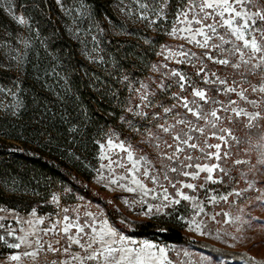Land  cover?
Here are the masks:
<instances>
[{"label": "snow or ice", "instance_id": "obj_1", "mask_svg": "<svg viewBox=\"0 0 264 264\" xmlns=\"http://www.w3.org/2000/svg\"><path fill=\"white\" fill-rule=\"evenodd\" d=\"M55 2L67 15L72 16L73 22L77 24L68 31L84 45L85 57L98 62L93 54L98 52L95 45L100 41L98 35L92 34V29H95L97 24H92L88 31L81 33L75 9L65 7L63 0ZM129 2L135 7L128 8L124 0H117V8L127 19L184 43L176 46L164 44L160 47L156 54L168 63L150 65L152 71L158 73L159 79L145 83L135 77H124L128 82L126 90L130 95L122 102V109L129 113V116L122 117V120L128 126V131L135 135L124 140L115 133L108 137L107 146L115 152L116 158L101 156V159L108 160V170L112 174L106 176L100 172L96 177L97 182L103 184L107 181L104 187L110 191L119 188L134 195L142 193L146 197L155 191L143 182L149 181L160 189L152 199H160L161 203L157 206L148 204L143 212L146 216H153L171 215L162 209L179 205L182 200L191 202L198 199L182 189H190L193 193L205 189L207 192L208 184L224 186L238 184L240 179H244V189L229 187L224 194L218 193L208 199L218 204L221 201L228 203L230 197H236L240 203H244L253 199L245 193L255 190L257 194L254 199L257 206L264 209V179H260L264 177V0ZM4 3L5 0H0V5ZM7 4V11L13 21L20 26H28L29 22L24 16L15 14L12 0H7ZM80 7L79 15H83V4ZM4 11L5 9L0 7V13ZM119 27L123 29L124 26ZM27 30L32 29L27 27ZM103 31L104 29L100 28V32ZM126 34L137 35L131 31ZM81 36L88 39H81ZM89 40L93 43L91 48L88 47ZM143 40L152 47L158 43L147 36H144ZM40 46L45 48L43 52L37 50L30 38H0V70L16 73L8 78L12 87L5 86L4 78L0 76V117H20L22 112L27 110L25 89L22 87L25 80L32 79L33 83L50 92H55L56 88L49 84L48 78L57 84L67 83V78L62 75L65 69L57 71L56 65L59 61L56 57H49L46 41H40ZM193 48L198 51H193ZM100 59L102 60V57ZM169 63H175L178 67H169ZM133 81L136 86L129 87ZM66 92L65 89L64 94ZM5 99L8 100L7 104L4 103ZM35 102L33 98V103ZM137 137L139 143L134 145L132 140ZM213 139L217 143L209 142ZM139 144L152 148L156 153L155 158L150 159L145 148H140ZM104 147V144L100 145L101 149ZM240 151L245 152V155L254 153V162L251 159H233ZM112 165L121 169L122 174L117 173ZM241 165L253 173L251 179L239 167ZM104 167L105 165H101V169ZM234 171L241 173L239 178L233 175ZM202 173L205 175L201 176ZM181 177L202 182L186 183ZM166 184L176 191L169 194ZM52 200L57 204L60 202L55 195ZM136 202L142 203L139 200ZM124 203L131 206L126 199ZM193 209L195 215H207L199 204L193 205ZM68 211V208L63 209L65 213ZM31 215L36 216L35 210ZM223 216L228 217L229 213L225 212ZM2 219L4 218L0 217V220ZM176 219L183 222L189 231L205 234L201 222L195 219L185 221L182 216H177ZM211 219L216 222L215 215ZM253 220L256 221L255 226L264 229V221L258 217L246 219L236 216L233 220L222 219L218 222H239L251 228ZM16 223L20 221L17 219ZM26 223L31 231L13 230L0 224V228H6L7 236L13 237L16 242L8 243L4 235H0V241L10 249L19 250L22 246L28 249L9 257L15 264H22L25 258L36 264L39 257L45 253H62L70 257L59 261V264H175L166 247L148 241L137 243L135 240H129L111 225L108 219H100L91 212L85 213L83 223L78 216L64 215L62 220L54 221L50 227L43 229V236L51 233L56 238L55 245L45 242L35 231L36 225L44 224L42 219H36L35 222L28 220ZM61 224L62 228L59 227ZM20 231H23L24 235H19ZM30 237H36L34 242ZM73 246L79 251L73 250ZM187 254L184 252L185 256ZM241 259L247 264L250 258Z\"/></svg>", "mask_w": 264, "mask_h": 264}, {"label": "rangeland", "instance_id": "obj_2", "mask_svg": "<svg viewBox=\"0 0 264 264\" xmlns=\"http://www.w3.org/2000/svg\"><path fill=\"white\" fill-rule=\"evenodd\" d=\"M100 1L103 5H106V8L102 10V13H104V11L107 9L108 13L112 17V20L107 19V17L105 16L101 19H98L93 15L92 10L87 5L85 0H79V2L78 0H63L65 7L75 9V12L77 14L76 21L79 24L81 33L88 31V29L91 28L92 24H97V27L95 29H92V34L98 35V40L100 41L98 45H95V47L98 48V52L93 54L94 58L98 62H93L92 59L85 57V55L83 54L84 45L80 44L76 40V38L68 31L70 28H75L77 24L73 22L72 16L67 15L64 9L56 4L55 0H43L45 10H41L37 7H16L15 3L12 1L15 14L18 16H24L29 22L28 26H20L13 21L12 16L9 15L7 11L8 4L7 0H5V3L2 5V7L5 9L4 14L8 19V25L4 29L0 28V38H3L4 40L30 38L37 46V50H40L42 52L45 50V48L40 46V41H46V49L48 55L49 57H54L51 50L52 36L49 37L47 35L48 33L51 34L49 28L54 29L57 34L61 35V37L66 40L69 47L75 51L78 58L86 65L90 75L93 74L95 65H102V68L106 66L107 60L105 59V55L107 51L105 46L109 43L110 40L116 42L122 41L123 39L138 41L143 40L144 36L153 37V32H155V34L161 35L163 37V43L160 45V47L164 44L176 46L178 44L184 43L183 41L173 40L168 36L158 34L153 29L146 28L144 24L133 23L132 20L127 19L119 11V9L117 8V0ZM124 3L128 8L135 7V5L130 3L129 0H124ZM81 4H83V15H79V13L81 12ZM36 10H38L48 21H39V16H37ZM119 25H123V29L120 28ZM27 27H30L32 30L28 31ZM100 28L104 29L102 33L100 32ZM129 31L137 33V35H127L126 33ZM81 39L87 40L88 38L86 36H81ZM6 46L10 47V45ZM185 46L187 47V45ZM88 47H93V43L90 40L88 41ZM160 47L158 48L157 52L160 51ZM192 50L198 51V49L195 48H193ZM101 57L102 60L100 59ZM161 62L168 63L167 61L163 60L162 56L156 54L154 62L152 61L150 65L160 64ZM150 65H148L147 67L143 65L142 68L137 69V71L135 70V73L138 76H141V80H143L145 83H150L152 79H159L158 73L153 72L150 68ZM56 67L57 71H59L61 69V63L59 62ZM169 67L174 68L178 66L175 63H169ZM15 74L16 73L13 71L0 70V76L4 78L5 86L12 87L8 78L14 76ZM125 76H128V74L125 72H119V74H116L112 79L113 83H115V87H119L120 89H122L123 93L122 96L118 98V101H120L121 103L120 109L122 110V116L120 117L117 125L120 128L115 130H107L105 133L99 136L98 139H94L89 145L88 150L84 152L82 156L80 154H73L74 152L72 149L58 148L53 139V136L49 133L47 128H43L40 132V135H38L39 133H37L32 136H26L22 131L17 130V125L23 123L20 117L13 118L11 116L0 117V142L4 143H0V151H5L6 153L22 151L28 154L40 153L45 156L44 158H47V154H60L66 157L67 165H73V167H76L77 165L76 170L70 171L71 173L68 174L66 182L61 184L58 183L55 187L50 188V190H60L63 199L68 202L69 211L68 213L63 212L62 218L64 215H68L69 217L78 216L80 222L83 223L85 222V213L91 212L93 214H96L100 219H108L109 223L111 225H114L120 231V233L126 236L129 240H135L137 243L148 241L157 244L160 247H166L169 250V257L175 261V264H245V262L215 257L211 255L210 252H207L206 250L201 248H196L192 244L178 245L166 243L164 241H161V238L153 236L147 238L136 237L134 226L132 225V223H135L137 221H144L151 222L157 226L164 228H174L180 231L186 237H189L191 241L200 242L203 245L210 247L211 249L242 253L244 255H248L250 259L256 261L257 263L264 264V229L255 226V220L252 221L253 227L251 228L247 224H240L239 222H218L222 219L233 220V218L236 216H242L246 219L258 217L261 221H264V209L258 207L257 202L254 199L255 195L257 194L256 191L253 190L245 193V195L253 197V199L246 200L244 203H240L239 198L236 197H230L228 203L221 201L218 204H214L208 199V197L217 195L218 193L224 194L229 187L244 189L246 187V181L244 179H240L238 184L233 183L231 185L224 186L219 184H208L207 192L205 191V189H199L195 193H193L190 189H182L188 195L196 196L198 199L191 202L182 200L179 205H171L167 209H162V211L171 213V215L157 214L153 216H146L143 214V212L146 210L148 204L157 206L161 203L160 199H152V196L157 195L160 192V189L157 186L152 185L149 181L145 180L143 182L148 188L155 189V191L150 193L146 197L143 196L142 193L139 195H134L133 193H128L119 188H116L115 191H110L104 187V184H107V181L103 182V184L97 182L96 177L100 172H103V174L106 176L112 174L108 170V160L101 159V156L106 155L113 159L116 158L115 152L110 150L107 146L108 137L115 133L120 137L121 140H124L125 138H130L135 135L133 132L128 131V126L122 120V117L126 118L129 116V113L126 110L122 109V102H124L130 95L129 91L126 90V84H128V82L124 80ZM48 82L50 85L56 88L55 92H50L42 89L39 84L33 83L32 79L25 80L22 87L25 88L29 83L35 84L39 91L49 92L50 98L56 105L57 103L55 100H58L59 103L62 101L60 99V94L65 93L66 84H57L51 78H48ZM135 86V81L129 84V87ZM157 91L159 90L157 89ZM4 103L7 104L8 100L5 99ZM44 116H46V119L49 121L53 115H50V112H47V114H45ZM47 120L44 121L47 122ZM74 133L75 127L69 126L68 135L71 136ZM43 134H46L47 137L40 139V136ZM237 135H242V133H237ZM209 142L213 144L217 143V141L214 139L210 140ZM132 143L134 145L138 144L139 137L133 139ZM101 144L105 145L103 149L100 148ZM139 147L145 148V151L150 159L155 158L156 153L152 148H146L144 144H139ZM48 149H50V151H48ZM235 151L236 150L234 148L233 152ZM140 154L141 153H137V155ZM120 155L122 156L123 153H121ZM236 158L251 159L254 162L255 154L251 153L249 155H245V152L240 151L236 153L235 156H233V159ZM70 160H72V162L69 163ZM123 162L127 163L126 161ZM204 162L210 163V161ZM229 163H231V161H229ZM101 165H105V167L101 169ZM112 167L116 170L117 173L122 174V170L117 168L116 165H112ZM239 167L248 174L249 179L252 178L253 173L248 172L246 166L241 165ZM203 175L205 174L202 173L201 176ZM233 175L239 178L241 173L238 171H234ZM180 179L184 180V182L186 183L193 184H199L202 182L200 180H190L183 177H181ZM260 179H264V177H260ZM1 185L5 191L10 192L11 194H16V196H27V201L23 203V207L25 208H35L40 205H46V202L48 200V196L45 194L41 195V192L39 191H28L27 189L21 191L15 189L8 190L5 186H3L2 183ZM130 186L134 187V185ZM165 186L168 187L169 194H172L176 191V189H173L170 185L166 184ZM213 189L217 191H213ZM38 194L40 195L39 197H37ZM116 197H121L122 199H116ZM125 199L128 201V204L131 205L130 207L124 203ZM138 200L142 201V203H137L136 201ZM195 204H199L200 207H203L207 215H204L203 213H201L200 215H195L193 209V205ZM17 208L18 206L9 208L0 206V209L6 210L0 211V217L4 218L1 222L9 219H16L18 217ZM241 209H243L244 211L241 212ZM225 212L229 213L228 217L223 216V213ZM217 213H220V215H216ZM214 215L216 222L211 219V217ZM177 216H182L185 221L190 222L192 219H195L197 222H201V227L203 228L205 234L201 235L199 232L189 231L187 226L183 222L176 219ZM62 226V224L59 225L60 228H62ZM237 229L240 230L238 231ZM19 235H24V233H20ZM233 237H236L237 239H233ZM9 242L15 243L16 241L13 239V237L9 236ZM22 248H24V246H22ZM73 250L77 252L79 251L76 246H73ZM12 251V254H16L18 252L15 249H13ZM184 252H187L188 254L185 256ZM9 257L0 260V264H15V262L11 261ZM202 257H209L211 259L206 260L202 259ZM65 259H70V257L65 256Z\"/></svg>", "mask_w": 264, "mask_h": 264}, {"label": "trees", "instance_id": "obj_3", "mask_svg": "<svg viewBox=\"0 0 264 264\" xmlns=\"http://www.w3.org/2000/svg\"><path fill=\"white\" fill-rule=\"evenodd\" d=\"M12 1L16 7H37L45 10L43 0ZM85 1L92 10L93 15L98 19L105 16L107 19L112 20L107 9L104 11L105 14L102 13L106 5H103L100 0ZM37 12L39 11L36 10L39 21H48L40 12ZM7 25L8 19L4 12L0 13V28L4 29ZM49 31L51 34L48 33L47 35L52 36V53L61 63V68L65 69L62 75L67 78V92L66 94H60L62 101L59 103L58 100H55L57 103L55 105L49 92L39 91L35 84L29 83L24 88L27 110L22 112L20 119L23 123L17 125V130L22 131L26 136H32L37 133L40 135L41 130L47 128L58 148L72 149L73 154L82 156L94 139H98L107 130L120 128L117 125L122 116V110L118 98L123 93L122 89L115 87V83L112 81L114 76L119 72H125L130 79L135 77L141 80L142 77L138 76L135 70L142 68L143 65L147 67L152 61L154 62L158 48L163 43V37L153 32V37L150 38L158 42L155 47L149 46L144 40L123 39L119 42L110 40L105 46L107 51L105 55L106 66L102 68V65H95L93 74L90 75L86 65L78 58L75 51L69 47L66 40L57 34L54 29L49 28ZM33 98H35V103H33ZM47 112L53 115L49 121L44 116ZM44 120H47V122ZM69 126L75 127V133L71 136L68 135ZM44 137H47V135H41L40 139ZM38 154L39 157H35V154H28L23 151L14 153L0 151V181L3 186L8 190L21 191L27 189L28 191L44 193L58 183L66 182L68 174L71 173L70 171H75L77 168V165L76 167L67 165L64 155L47 154V158L50 157L55 160V165H53L44 158L43 154ZM1 183L0 206L8 208L23 206V203L27 201V196L11 194L3 189ZM132 225L136 237L139 238L153 236L161 238V241L166 243L192 244L196 248L210 252L215 257L227 260L244 261L241 257L250 258L242 253L211 249L200 242L191 241L189 237L174 228H164L144 221H137ZM253 262L254 264H263L252 259L247 261L248 264H253Z\"/></svg>", "mask_w": 264, "mask_h": 264}, {"label": "built area", "instance_id": "obj_4", "mask_svg": "<svg viewBox=\"0 0 264 264\" xmlns=\"http://www.w3.org/2000/svg\"><path fill=\"white\" fill-rule=\"evenodd\" d=\"M46 138V137H44ZM35 157H39L38 153H35ZM47 161H49L51 164L55 165V160L52 158H46ZM60 190H48L44 193H41V195H47L48 200L46 202V205H40L35 208H25L21 205L18 206L17 211H18V217L16 219H9L6 221L1 222L0 224H3L5 226L10 227V229L16 230V229H24L26 230L27 223L26 221L32 220L33 222L36 221V219H42L44 221V224L38 225V231L43 240L45 242H51L55 245V237L52 236L51 233H49L48 236H43L42 235V230L50 227L54 221L57 220H62V213L64 208H68V202H66L63 197L62 193H60ZM55 195L59 198V204L55 203L52 200V196ZM40 195L38 194L37 197ZM35 210L36 216L33 217L31 213ZM17 219L20 221V223H16ZM24 233L23 231L18 232V234ZM0 235H4L7 238L8 243L9 242V236H7V231L6 228H0ZM36 237H30L29 239L34 242ZM64 241L61 239V244H63ZM13 249H10L6 246V244L3 241H0V260L6 259L12 254ZM28 249L20 248L17 250L18 252H23ZM65 255L62 253H57L53 255L52 253H45L42 254L39 259L36 261V264H53L55 261L56 264H59V261L64 260ZM22 264H32V261L29 258H25L22 261Z\"/></svg>", "mask_w": 264, "mask_h": 264}, {"label": "crops", "instance_id": "obj_5", "mask_svg": "<svg viewBox=\"0 0 264 264\" xmlns=\"http://www.w3.org/2000/svg\"><path fill=\"white\" fill-rule=\"evenodd\" d=\"M2 220H0V223H1ZM28 231H31L32 229L29 228V225L27 226V229ZM35 231L37 232L38 231V226L36 225V228H35Z\"/></svg>", "mask_w": 264, "mask_h": 264}]
</instances>
